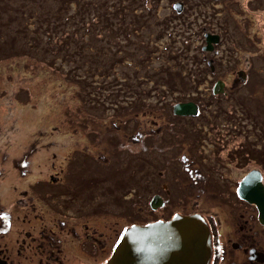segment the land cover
Instances as JSON below:
<instances>
[{
    "label": "rangeland",
    "instance_id": "374dc122",
    "mask_svg": "<svg viewBox=\"0 0 264 264\" xmlns=\"http://www.w3.org/2000/svg\"><path fill=\"white\" fill-rule=\"evenodd\" d=\"M205 33L219 35L216 58L202 50ZM210 57L225 87L239 70L248 69L251 80L233 85L240 91L227 99L213 97L210 78L192 81L210 71ZM190 99L204 105L198 119H243L240 130L264 156V0H0V209L19 214L12 199L22 192L26 203L24 190L35 186L63 199L65 171L78 169L87 182H74V205L83 211L61 214L77 219L81 232L88 223L84 232L99 234L103 248L78 252L70 241L66 262L105 264L121 228L159 214L144 207L158 191L157 174H147L157 172L162 156L142 149L143 121L174 120L173 105ZM175 127L166 133L181 137L183 128ZM165 181L173 189L166 216L193 207L194 194L180 193L170 175ZM88 185L97 191L85 194ZM198 204L211 208L205 197ZM36 205L45 212L43 201ZM94 207L96 221L88 214ZM56 215L45 213L48 220Z\"/></svg>",
    "mask_w": 264,
    "mask_h": 264
},
{
    "label": "flooded vegetation",
    "instance_id": "af4514ba",
    "mask_svg": "<svg viewBox=\"0 0 264 264\" xmlns=\"http://www.w3.org/2000/svg\"><path fill=\"white\" fill-rule=\"evenodd\" d=\"M220 42L219 38L218 43L213 44L211 50L208 51L215 58L217 56L214 52ZM206 45L205 41L202 50ZM213 57L207 58L206 61V66L210 71L207 74L196 73L194 80L192 79L194 83L205 77L213 80L212 83L210 80L207 82L209 84L208 93L213 97L227 99L229 91H240L239 87L233 85L242 81L245 83L249 78L251 80L248 69L239 70L234 75L232 86L225 87L227 83L224 80L213 77L217 60ZM195 67L198 69L195 71L199 72L198 64ZM198 75L200 77H197ZM184 102L196 104V113L176 115V119L163 122L166 125L159 120H146L141 126L142 149L158 151L162 159L159 161L161 167L157 172L147 174V176L157 174L158 191L154 192L148 201L149 209L144 206L148 211L147 214L150 215L149 210L159 214L153 219L146 218L144 223L137 222L136 224L166 221L176 213L199 214L205 219L211 236L212 250L209 264H264V225L259 219V210L253 201L255 196L252 195L255 191L259 193L264 191V156L255 152L257 143L247 141L245 132L240 130L239 127L243 126H238V123L243 122V119H198L204 105L196 103L193 99L180 101V103ZM238 107L240 109L242 105ZM175 125L183 128L179 133L181 137L177 135L172 138L170 133H166L168 129L173 130V128L175 133ZM219 130H224V133L217 135L220 133ZM124 144L128 145V143ZM95 158H99V155L96 154ZM249 162H253L254 165L246 168ZM67 172H69L68 168L63 176L62 186L61 183L58 185L64 192L63 199L60 198L58 191L50 190L53 188L45 187L40 190L35 186L31 193L24 190V195H29V201L26 202L29 206H26L25 201L22 200V192L12 199L13 206L19 214L13 211L10 215L4 206L3 210L0 209V264H67L70 241L77 243L74 248L78 252L82 249L90 254L101 253L102 237L96 232H84L88 230L86 226L88 223H83L85 227L81 232L78 230L79 221L77 219L69 223V216L61 214L67 211L69 214L77 215L83 211L81 206L74 205V202L80 201V193L76 192L73 187L77 180L87 182L86 178L80 175L78 169L75 170L74 175ZM168 175L174 177V185L179 186L180 193H192L196 199L193 200L195 203L192 208L173 210L166 216V208L173 194V189L165 181ZM247 176L249 177L248 184L243 186L241 192H238L240 183ZM88 179L91 181V175ZM93 180H98L97 175ZM150 180L151 178H148L146 182ZM87 187L83 190L85 194L97 191V188L91 185ZM174 191L177 195L179 190ZM201 197L208 199V204H211L210 209L201 208L198 204ZM38 200L43 201L45 212L38 210L36 205ZM0 205H4L1 200ZM68 208L74 210L75 213L70 212ZM52 209L57 215L48 220L45 213L48 214ZM22 210L28 213L22 214ZM35 211H38V214L30 217L29 213ZM96 212L95 207L88 212L93 215V221L97 219ZM16 224L17 226L25 225L26 229L18 228ZM29 226L30 229L27 228ZM67 230L69 232H66ZM121 230L123 231V228ZM122 231L117 232L112 239L110 252L119 240ZM110 252L109 249L106 251L107 258ZM230 252H233V259H228ZM23 257H26V263H23ZM99 261L101 263V259Z\"/></svg>",
    "mask_w": 264,
    "mask_h": 264
},
{
    "label": "water",
    "instance_id": "95a60500",
    "mask_svg": "<svg viewBox=\"0 0 264 264\" xmlns=\"http://www.w3.org/2000/svg\"><path fill=\"white\" fill-rule=\"evenodd\" d=\"M182 3L174 4L180 12ZM206 46L211 50L219 35L205 33ZM193 102L176 103V115L195 114ZM248 176L240 183L238 192L248 184ZM253 201L264 225V191H255ZM211 257L210 234L205 220L198 214H175L167 221H155L128 227L115 245L106 264H208Z\"/></svg>",
    "mask_w": 264,
    "mask_h": 264
},
{
    "label": "trees",
    "instance_id": "16d2710c",
    "mask_svg": "<svg viewBox=\"0 0 264 264\" xmlns=\"http://www.w3.org/2000/svg\"><path fill=\"white\" fill-rule=\"evenodd\" d=\"M75 13H77V12H75ZM77 15H79L78 13H77ZM68 20V19H67ZM122 57V56H121Z\"/></svg>",
    "mask_w": 264,
    "mask_h": 264
}]
</instances>
